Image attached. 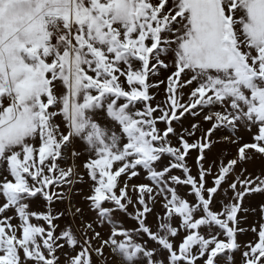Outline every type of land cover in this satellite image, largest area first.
Returning <instances> with one entry per match:
<instances>
[{"label":"snow or ice","instance_id":"1","mask_svg":"<svg viewBox=\"0 0 264 264\" xmlns=\"http://www.w3.org/2000/svg\"><path fill=\"white\" fill-rule=\"evenodd\" d=\"M214 133L238 145L215 172ZM257 154L264 0H0V264H264V222L240 240L264 178L235 175Z\"/></svg>","mask_w":264,"mask_h":264},{"label":"rangeland","instance_id":"2","mask_svg":"<svg viewBox=\"0 0 264 264\" xmlns=\"http://www.w3.org/2000/svg\"><path fill=\"white\" fill-rule=\"evenodd\" d=\"M170 74V70H161L159 79H165ZM185 93H187V89L184 90ZM153 92L155 93V100L153 101V105L157 103H162L165 100V85H161L159 89H153ZM186 99V97H185ZM201 116H203V113H201ZM193 123H199L201 125L202 129H207L210 127V124L206 121H203L200 117H193L191 115L186 116L181 122H174V126L176 127L177 131H181L183 129H188L191 124ZM160 128H164V124L159 125ZM200 135L199 132L196 133V136L190 138V142L194 141L198 136ZM238 137H240V143H251V134L246 132L245 130H240L237 133ZM213 139L216 141L213 144V147L211 150H209L206 153V162L205 167H212L213 172L217 170V166L220 162H227V160L234 158L238 149L237 144L228 143L226 141L222 140V134L220 133H214ZM173 143H175V140L173 139ZM251 154V150H250ZM198 155V152L196 150H193L190 152L189 156L187 157V163L189 167L192 169V173L195 175L197 172V165H196V157ZM168 160L165 159L163 161V164H167ZM163 166V165H162ZM241 168L247 169L246 172L243 173L241 176ZM175 174L179 175L180 173L174 170ZM236 176H240L241 179H243L244 176H251L252 178H255L256 176H261L264 178V157L259 156L258 154L255 155L252 159L248 160L246 163H244L241 166H238L236 169ZM235 176L232 177L234 179ZM147 182L146 180H143L141 178H136L131 183H144ZM209 183H211V178H209ZM78 189H82L83 191L80 193V195L74 197V203L82 208H85V216L84 220L86 222L89 221L91 213H88L87 208L84 205L82 196L87 192V185H78ZM226 187V186H225ZM239 188V185H238ZM181 194H184L185 189L183 187L180 188ZM228 196H231V191L228 192ZM218 201L228 202L227 199L223 196H220L217 198ZM264 205V193H253L248 196H245L242 207L244 209H247L246 212L241 213V227L245 228L246 231L241 234L240 240L242 243H247L248 241L255 239V233L251 232L250 229L252 227H258L259 223L264 222L262 220V213H261V206ZM66 205H61L60 210L63 209ZM219 206V205H218ZM38 207V206H34ZM161 211V206L157 204L155 206V212L159 213ZM11 214V213H9ZM16 221H13L15 223ZM150 224L155 223V216L150 215L149 221ZM134 224V221L130 219L125 220V227H131ZM63 226V222H61V227ZM97 231H100L102 235H107L108 233V227L105 226L103 228H97ZM106 255H108L106 250ZM61 259H64V257H61ZM109 259L112 261V264H117L116 260L109 255ZM233 264H242V258L241 254L239 252L234 254V262Z\"/></svg>","mask_w":264,"mask_h":264}]
</instances>
